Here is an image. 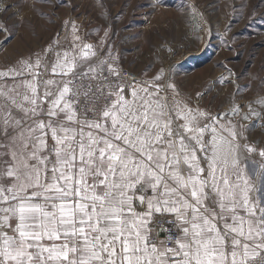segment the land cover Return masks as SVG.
<instances>
[{
  "label": "snow or ice",
  "instance_id": "snow-or-ice-1",
  "mask_svg": "<svg viewBox=\"0 0 264 264\" xmlns=\"http://www.w3.org/2000/svg\"><path fill=\"white\" fill-rule=\"evenodd\" d=\"M76 32L51 65L0 70V264H264V149L233 120H264V97L222 121L163 69L130 84L111 48L89 63Z\"/></svg>",
  "mask_w": 264,
  "mask_h": 264
},
{
  "label": "rangeland",
  "instance_id": "rangeland-1",
  "mask_svg": "<svg viewBox=\"0 0 264 264\" xmlns=\"http://www.w3.org/2000/svg\"><path fill=\"white\" fill-rule=\"evenodd\" d=\"M73 23L81 38L75 43L95 46L89 63L111 48L139 81L163 69L164 81L190 107L222 121L234 103L247 112L249 102L264 97V0H0V70L37 54L51 65L56 51L73 50ZM48 78L59 77L49 68L40 79ZM233 120L245 126L242 144L264 149V120Z\"/></svg>",
  "mask_w": 264,
  "mask_h": 264
},
{
  "label": "built area",
  "instance_id": "built-area-1",
  "mask_svg": "<svg viewBox=\"0 0 264 264\" xmlns=\"http://www.w3.org/2000/svg\"><path fill=\"white\" fill-rule=\"evenodd\" d=\"M119 69L122 71V76L124 80H126L128 83L132 84L136 81H139L141 79V76L138 74V72H135V70L121 64L117 63ZM129 91L128 88H125V92ZM81 100H83V97H81ZM159 219V217H157ZM167 219H171V217H167ZM165 227H170V225H165ZM165 237V232H160V238L163 239Z\"/></svg>",
  "mask_w": 264,
  "mask_h": 264
}]
</instances>
